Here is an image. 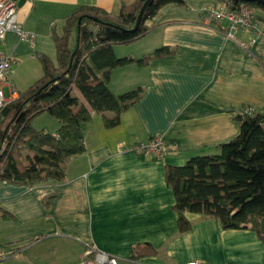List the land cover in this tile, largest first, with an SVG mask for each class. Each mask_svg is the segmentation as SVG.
Returning a JSON list of instances; mask_svg holds the SVG:
<instances>
[{"label": "crops", "instance_id": "crops-1", "mask_svg": "<svg viewBox=\"0 0 264 264\" xmlns=\"http://www.w3.org/2000/svg\"><path fill=\"white\" fill-rule=\"evenodd\" d=\"M13 1L18 22L34 33L33 45L14 31L0 40V50L14 59L10 83L19 93L42 75L39 54L55 60L52 32L62 33L68 15L83 5L115 15L134 0ZM219 4L165 5L145 21V35L113 45L118 57L141 58L161 46L173 53L110 71L113 93L140 87V97L114 127L103 120L112 111L91 110L85 150L65 160L61 181L0 180V250L14 252L0 264H84L91 245L119 264H264V239L251 228H223L215 218L186 212L190 227L179 231L165 182L167 164L217 153L219 143L238 133L237 113L264 109V34L254 41L245 30L227 37L226 21L207 20ZM53 122L55 132L59 122ZM155 135L167 145L161 158L133 149Z\"/></svg>", "mask_w": 264, "mask_h": 264}, {"label": "trees", "instance_id": "trees-1", "mask_svg": "<svg viewBox=\"0 0 264 264\" xmlns=\"http://www.w3.org/2000/svg\"><path fill=\"white\" fill-rule=\"evenodd\" d=\"M144 1L122 5L115 15L98 7L80 6L65 18L60 35L52 32L55 60L39 54L42 75L0 112V145L5 146L0 150V180L28 185L61 181L65 160L85 150L83 125L91 121V110L112 111L114 114L103 120L106 127H114L121 112L140 97V87L113 93L110 71L131 63L146 65L173 49L161 46L141 58L118 57L113 45L141 38L149 30L145 24L148 18L165 5H180L185 0H153L135 26ZM230 1L232 5L242 2ZM248 3L264 12V5ZM255 18L264 24L261 15L255 14ZM247 109L235 115L238 133L219 143L217 153L193 155L181 165L165 166L179 231L189 229L185 213L190 212L215 218L223 228H251L264 239L260 231L264 216V109ZM42 112L59 122L55 132L32 126L33 117Z\"/></svg>", "mask_w": 264, "mask_h": 264}, {"label": "built area", "instance_id": "built-area-1", "mask_svg": "<svg viewBox=\"0 0 264 264\" xmlns=\"http://www.w3.org/2000/svg\"><path fill=\"white\" fill-rule=\"evenodd\" d=\"M256 10L248 2L242 1L232 5L230 0L220 1L216 7L208 9L207 20L221 23L226 21L227 37H234L238 30L251 31L250 40L264 34V24L255 18ZM263 24V25H262ZM7 31H14L20 39L27 40L33 45L34 33L24 30L17 20L16 4L13 0H0V40L4 38ZM14 59L7 53L0 50V108L5 107L9 101L4 95L3 87L7 86L12 97L18 96L16 89L10 83V76L13 72ZM248 111L251 109L248 108ZM4 144L0 150H4ZM133 149L153 158H161L167 150V145L162 136L155 135L147 141L134 145ZM87 257L84 264H119L118 258L97 250L93 245L86 251ZM14 255L12 250H0V261ZM185 264H205L201 260L192 259Z\"/></svg>", "mask_w": 264, "mask_h": 264}, {"label": "rangeland", "instance_id": "rangeland-1", "mask_svg": "<svg viewBox=\"0 0 264 264\" xmlns=\"http://www.w3.org/2000/svg\"><path fill=\"white\" fill-rule=\"evenodd\" d=\"M256 14L257 15L258 14L260 15V14H262V11H260V10L257 9L256 10ZM34 61L36 62L38 60H34ZM34 61H32L31 63H29L28 65H30L31 67H33ZM36 63L39 64V62H36ZM40 72L41 71H39V74H41ZM12 74H13V72H12ZM15 74L17 75L18 72H15ZM13 86L16 88V90H19V91L21 90V88L19 87V85L13 84ZM3 90H4L5 97L8 98L10 96V90H8L7 86H4L3 87ZM4 108L3 107L0 108V112L1 113H3ZM54 119L55 118L49 116L46 112H42V113H39V114H37L36 116L33 117V119L31 120V124H32V126L34 128H36L38 130H44V131H48V132H53V128H55V126H56L55 122H53Z\"/></svg>", "mask_w": 264, "mask_h": 264}, {"label": "water", "instance_id": "water-1", "mask_svg": "<svg viewBox=\"0 0 264 264\" xmlns=\"http://www.w3.org/2000/svg\"><path fill=\"white\" fill-rule=\"evenodd\" d=\"M153 0H145L139 13H138V16H137V21H136V25L135 26H138V24L140 23L141 19H142V16L146 10V8L151 4ZM242 1H245V2H254V3H257V4H261V5H264V0H242ZM80 23V20L78 21V25ZM260 231L261 233L264 235V216L261 217L260 219Z\"/></svg>", "mask_w": 264, "mask_h": 264}]
</instances>
